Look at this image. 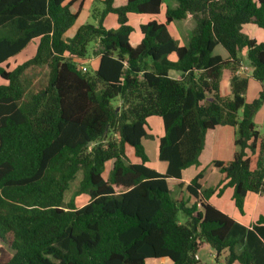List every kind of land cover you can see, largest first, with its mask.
<instances>
[{"label":"trees","instance_id":"1","mask_svg":"<svg viewBox=\"0 0 264 264\" xmlns=\"http://www.w3.org/2000/svg\"><path fill=\"white\" fill-rule=\"evenodd\" d=\"M83 1L0 0V264H201L205 243L224 264H264V214L245 226L210 202L232 188L244 213L246 195L264 192V136L254 121L264 104V41L243 31L249 23L264 29V0H177L165 22L141 24L137 39L130 14H159L163 0H97L98 24L69 36ZM109 13L115 28L104 24ZM188 14L195 26L180 45L168 24ZM37 38L28 60L2 65ZM91 42L100 61L83 72L75 59L90 55ZM218 45L228 57L215 53ZM40 64L50 68L48 81L25 98L23 73ZM243 64L262 85L251 102ZM225 69L229 96L220 94ZM153 116L163 123L165 172L149 166L143 143L153 138ZM219 125L236 128L233 158L211 163L219 183L204 188V171L186 183L184 171L201 165L207 132ZM82 194L89 200L78 206Z\"/></svg>","mask_w":264,"mask_h":264},{"label":"crops","instance_id":"2","mask_svg":"<svg viewBox=\"0 0 264 264\" xmlns=\"http://www.w3.org/2000/svg\"><path fill=\"white\" fill-rule=\"evenodd\" d=\"M167 1V7L165 11L162 9L163 4L161 6V10L159 15H150V14H134L137 16H129V23L134 27V31L131 33L132 39H137L142 35L140 25L149 22L150 20L156 19L158 22H165L166 20V10L168 7H176L178 2L177 0H163ZM126 0H115V5H121L125 3ZM80 1H77L72 9L74 11L77 10V6ZM100 3V2H99ZM94 4L93 7H100L97 5V0H84L82 3V8L85 6H89ZM81 8V9H82ZM81 11V10H80ZM80 14V13H79ZM131 15V14H130ZM140 15V16H139ZM109 22V23H108ZM104 24L108 28H115L118 25L117 16L114 13H109L104 20ZM195 26V20L192 14H188L186 18L181 20H175L168 24V28L171 34L179 41L180 45H187L188 39L190 36L191 30ZM78 29V28H77ZM76 29V30H77ZM173 29V30H172ZM243 31L251 38L256 39L257 41H264V29L260 28L256 24L249 23L244 25ZM75 33V32H74ZM73 33V34H74ZM72 34V35H73ZM69 35V36H72ZM215 53L221 55L222 57H228V52L226 49L218 45L215 49ZM246 50L243 52V56L245 57ZM170 60H176V55L171 54L169 56ZM85 62L91 61L94 65V69L98 67L100 57L97 54H91L89 59H84ZM83 61V62H84ZM242 73H246L249 78L248 87L246 92V100L247 102H251L254 99L248 98L249 93L252 95H258L262 89V85L259 81L253 78L252 76V68L247 64H243L241 68ZM173 75L179 76V73L172 71ZM231 72L227 69L223 71V76L220 83V94L223 96L231 95V85H230ZM121 102V101H120ZM158 117V116H157ZM152 118V117H151ZM150 118V119H151ZM149 119V120H150ZM161 119V118H160ZM254 120L255 122L264 121V106H262L256 113ZM159 126V124H156ZM257 126V124H256ZM257 128V127H256ZM149 132V130H148ZM163 131H160L157 134L156 139L149 138L148 140H158V137L161 136ZM235 127L233 126H216L214 129L209 130L207 132L206 141L204 149L201 153V165L199 167L192 166L186 169L183 173V180L188 183L199 171H204V178L202 180L203 187H214L220 181V172L217 168H215L211 163L215 159L220 160H229L232 159L236 150L235 146ZM260 133V132H259ZM261 135V134H260ZM146 140V139H144ZM143 140V143H144ZM146 148V147H145ZM156 151V150H155ZM258 151V150H257ZM157 152H155L156 155ZM258 153V152H256ZM251 154L252 158L256 157L257 154ZM207 154V159L204 160V156ZM250 154V153H249ZM149 155V153H148ZM150 157V155H149ZM160 160V159H159ZM150 162V161H149ZM158 166L156 167L158 171L165 172L168 166L167 161L160 160ZM173 184L176 183L175 180L172 181ZM178 193V188H174ZM233 190L232 188H227L222 196L213 195L210 198V202L218 207L220 210L232 216L235 220L240 222L245 226H251L261 214H264V192L255 193L249 192L245 197V205H244V213H241L239 209L236 207L233 198H232ZM199 258L201 260V264H224V255L219 256L218 260L216 258L217 254L214 248L210 246L209 243H205L201 249L199 250ZM154 259L156 264H172V260L170 258H148ZM147 259V261H148Z\"/></svg>","mask_w":264,"mask_h":264},{"label":"rangeland","instance_id":"3","mask_svg":"<svg viewBox=\"0 0 264 264\" xmlns=\"http://www.w3.org/2000/svg\"><path fill=\"white\" fill-rule=\"evenodd\" d=\"M167 4H168L167 1H164L163 8H162L164 11H165V8L167 7ZM97 5L100 6V8H102V6H103L102 3H99V2H97ZM93 6H94V4L92 5V7H91V5H89V6H85L81 9L77 20L74 22L73 26L67 31V35H72L74 32H76V29L79 28L84 23L91 22V23L98 24V21L92 16L94 8H95ZM137 15L131 14L130 17L131 16H137ZM37 41H38V38L33 39L22 52H20L17 56H15V58H11L10 60H8L7 63H9V64L3 63L2 65L7 66L8 69H13L18 64H21L24 61L28 60L31 56L34 55V53L36 51ZM93 45H94V42H91L89 45V54L90 55L92 54ZM90 55H88L86 57V59H89ZM80 61H81V59L79 61L75 60L76 63L80 62ZM91 63H92L91 61H89V62L84 61V65H86V67H87V72H94V70H95L94 65ZM49 71H50V68L47 64L33 65L31 67H28L24 71L23 76H22V80H23L25 88H26L25 98H28L32 92L39 90L40 88H42L47 83ZM257 96L258 95H252L250 92L248 95V98L254 99ZM112 102L119 104L120 100H119V98H115V99H113ZM262 106H264V104ZM254 121H256V120H254ZM255 123L257 124V126H256L257 130L261 134L260 136L263 137L264 136V121L255 122ZM156 124H159V126H157ZM149 126H150V129H148L149 133L153 136L154 139H156L157 134H159L160 131H163V123H162L160 117L153 116L149 120ZM235 132H236V128H235ZM235 136H236V133H235ZM158 143H159L158 140H148V139L144 140V145L146 147L147 152L150 155V162L148 164H149V166L154 167V168H156L159 163H162V162H160L159 157H158V146H159ZM155 152H157L156 155H155ZM206 159H207V154L204 156V160H206ZM112 163H113L112 161H109L106 165V171H105L106 177H107V175H108V173L112 167ZM82 176H83V172L80 170L76 174V178L70 183L69 188L65 194V201L66 202H68L72 199V196L74 195V192L77 189ZM174 194H177L175 189H174ZM88 200H89V196L86 194H82V195H79L76 197L75 202L78 206H82L85 203H87ZM184 217L185 216L182 213L179 214L180 219H183ZM156 263L157 262L154 259H148V261H147V264H156Z\"/></svg>","mask_w":264,"mask_h":264},{"label":"built area","instance_id":"4","mask_svg":"<svg viewBox=\"0 0 264 264\" xmlns=\"http://www.w3.org/2000/svg\"><path fill=\"white\" fill-rule=\"evenodd\" d=\"M75 60L76 61H79L80 59H75ZM77 67H78V69H80L83 72H86L87 71V67H86V65H84V62H83L82 59H81L80 62H77Z\"/></svg>","mask_w":264,"mask_h":264},{"label":"water","instance_id":"5","mask_svg":"<svg viewBox=\"0 0 264 264\" xmlns=\"http://www.w3.org/2000/svg\"><path fill=\"white\" fill-rule=\"evenodd\" d=\"M242 75H243V76H245V77L247 76V74H246V73H242Z\"/></svg>","mask_w":264,"mask_h":264}]
</instances>
